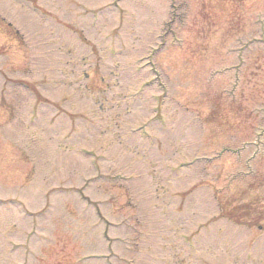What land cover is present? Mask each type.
Returning a JSON list of instances; mask_svg holds the SVG:
<instances>
[{
	"label": "rangeland",
	"instance_id": "1",
	"mask_svg": "<svg viewBox=\"0 0 264 264\" xmlns=\"http://www.w3.org/2000/svg\"><path fill=\"white\" fill-rule=\"evenodd\" d=\"M170 1L0 0V264H264V0Z\"/></svg>",
	"mask_w": 264,
	"mask_h": 264
}]
</instances>
